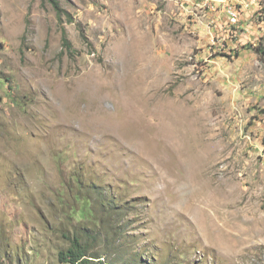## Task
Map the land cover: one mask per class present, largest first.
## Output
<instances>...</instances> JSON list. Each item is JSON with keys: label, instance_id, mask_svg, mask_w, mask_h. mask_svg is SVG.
<instances>
[{"label": "rangeland", "instance_id": "obj_1", "mask_svg": "<svg viewBox=\"0 0 264 264\" xmlns=\"http://www.w3.org/2000/svg\"><path fill=\"white\" fill-rule=\"evenodd\" d=\"M58 1L0 0V264H264V0Z\"/></svg>", "mask_w": 264, "mask_h": 264}, {"label": "trees", "instance_id": "obj_2", "mask_svg": "<svg viewBox=\"0 0 264 264\" xmlns=\"http://www.w3.org/2000/svg\"><path fill=\"white\" fill-rule=\"evenodd\" d=\"M49 1L52 4L53 8L56 10L58 17H61L63 11L59 5V1L58 0H49ZM62 31H63L62 43L64 47L69 52L74 51L73 46L67 37L66 30L63 29ZM255 50L261 56L264 57V47L258 46L255 48ZM86 204L87 201H85V203L83 204L84 208L78 211L81 217H83L84 219L86 218L85 216L87 215L89 216L91 214L90 210L84 211ZM70 242L71 244L67 249L59 251L58 256L60 261L66 262L68 264H102L103 263L97 254L88 255V247L86 246L85 243L82 242L81 237L79 235L75 234L73 238L70 239ZM98 258L99 260H96Z\"/></svg>", "mask_w": 264, "mask_h": 264}, {"label": "built area", "instance_id": "obj_3", "mask_svg": "<svg viewBox=\"0 0 264 264\" xmlns=\"http://www.w3.org/2000/svg\"><path fill=\"white\" fill-rule=\"evenodd\" d=\"M248 7H249V4H248ZM234 10L235 8H232V7L229 8V17L232 22H234Z\"/></svg>", "mask_w": 264, "mask_h": 264}, {"label": "bare ground", "instance_id": "obj_4", "mask_svg": "<svg viewBox=\"0 0 264 264\" xmlns=\"http://www.w3.org/2000/svg\"><path fill=\"white\" fill-rule=\"evenodd\" d=\"M236 13H237V12H234V21L236 20Z\"/></svg>", "mask_w": 264, "mask_h": 264}]
</instances>
